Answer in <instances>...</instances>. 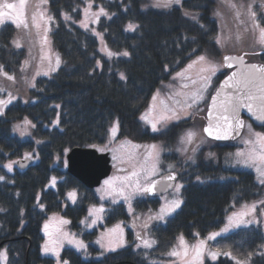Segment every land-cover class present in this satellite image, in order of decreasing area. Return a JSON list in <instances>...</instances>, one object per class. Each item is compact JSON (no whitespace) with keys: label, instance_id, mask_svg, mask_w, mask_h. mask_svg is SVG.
<instances>
[{"label":"trees","instance_id":"trees-1","mask_svg":"<svg viewBox=\"0 0 264 264\" xmlns=\"http://www.w3.org/2000/svg\"><path fill=\"white\" fill-rule=\"evenodd\" d=\"M96 2L111 15L101 17L97 23L107 46L129 54L105 58L98 52L97 39L91 31L71 22L80 18L83 0H49V11L55 22L51 41L63 63L50 77L37 78L30 90L32 102L16 101L1 109L0 249L6 248V264H54L52 257L42 256L40 251L42 222L52 213L62 214L68 220V228L86 245L85 255L72 247H63L60 257L66 264H150L142 251L134 250L131 243L105 253L94 244L97 229L86 230L80 221L90 205L101 201L94 189L85 187L66 171L65 154L76 146L103 143L114 120L118 123L119 138L163 142L166 146L175 143V137L191 125L190 119L152 132L140 116L157 87L194 55L209 52L214 57L219 56L215 45L217 24L211 16L214 1L182 0L183 8L199 12L200 22L186 17L182 7L143 10V0ZM64 14L69 20L63 18ZM128 23L136 25L133 31L125 30ZM13 32L10 23L0 29V65L16 72L24 50L10 47ZM262 56L264 58V54ZM120 72L124 78L119 77ZM224 73L217 74L215 83ZM208 99L209 96L204 108ZM23 117L34 123L33 136L41 141L39 144L11 134V124ZM214 147L220 153L222 148L234 145L226 142ZM34 148L39 157L37 162L32 161L21 170L15 166L12 173L5 170L2 164L6 160L22 158L26 151ZM186 165L187 168L182 161H175L177 179L183 182V201L164 224L152 227L155 245L147 251L149 256L170 250L179 234L192 240L219 228L230 211L262 193V187L249 171L228 170L220 162L203 160ZM223 176L225 178L221 179ZM52 177L55 186L46 188ZM70 190L77 193L73 204L66 199ZM157 200V197L138 198L133 204L135 210L143 211L156 208ZM39 204L43 208H39ZM127 219L124 204L117 203L105 210L101 226ZM127 234L131 242V233L127 231ZM211 245L235 257H248L251 264H264L261 250L264 234L260 227H240L214 239ZM204 264L234 263L220 256L216 262Z\"/></svg>","mask_w":264,"mask_h":264},{"label":"rangeland","instance_id":"rangeland-1","mask_svg":"<svg viewBox=\"0 0 264 264\" xmlns=\"http://www.w3.org/2000/svg\"><path fill=\"white\" fill-rule=\"evenodd\" d=\"M213 1L211 16L217 24L215 45L219 56L214 57L209 52L194 55L184 66L172 72L169 80L163 81L157 87L148 107L140 116L144 125L152 132H158L172 123L186 119H190L191 125L175 137V143L166 146L163 142H134L119 138L118 123L114 120L106 140L91 145L99 152L109 154L112 171L94 188L101 202L90 205L80 223L86 230L97 229L94 244L102 253L121 249L131 243L134 250L142 251L150 264L213 263L220 256L230 258L234 264H251L248 257L239 258L228 251L220 252L211 245V241L240 227L257 226L264 234V130L255 129L253 125L246 123L241 136L233 141L234 147L225 150L222 148L219 153L214 147L219 142L206 138L202 127L205 100L212 94V88L215 89L219 83H215L217 74L225 68L223 57L246 53L248 62H264L260 54L264 51V0ZM175 6L182 7V0H143L141 7L143 10H168ZM181 9L186 17L200 22L197 10ZM80 11V18L71 22L81 29L91 31L97 39V50L102 56L110 59L129 54L126 50L116 52L107 46L97 23L101 17L108 18L111 15L100 3L96 0H83ZM63 18L69 20L65 14ZM8 23L14 27L10 47L24 50V57L16 72L7 71L0 65V112L16 101L32 102L34 99L30 96V90L34 88L37 78L50 77L63 63L51 41L55 22L49 11V0H0V29L3 24ZM135 26L134 23H128L125 30L133 31ZM97 67L101 68L99 61ZM118 75L124 78L123 73ZM33 127L32 120L23 117L11 124L10 132L23 140H34L37 145L41 141L34 138ZM22 158L37 162V149L26 151ZM201 160L212 161L214 164L220 162L228 170L251 172L262 187V193L230 211L219 228L192 240L179 234L170 250L162 255L149 256L147 251L155 245L152 227L164 224L180 208L183 201V182L175 180L172 187L152 196L147 194L149 183L156 178L167 179L174 176L178 171L175 161H182L187 168L186 164H195ZM15 161L16 159H8L2 165L7 172L12 173ZM223 178L225 177H221ZM51 186H55L54 177L46 188ZM148 197H157V207L135 210L134 200ZM76 198L75 190L67 192L66 199L70 204ZM117 203L124 204L128 219L102 227L105 210ZM38 206L43 208L41 204ZM56 216L66 220L60 213H52L46 217L41 226L43 241L40 251L42 256L52 257L54 264H66L60 257L61 252L57 257L55 255L59 243L60 248L74 246L72 248L84 255L86 246L72 230L68 232L70 231L76 243L72 239H62V233H59L62 238L54 237V232L63 226L52 220ZM50 222L54 223L53 228L48 225ZM127 231L131 233V242ZM261 250L264 252V245ZM6 262V248H1L0 264Z\"/></svg>","mask_w":264,"mask_h":264},{"label":"water","instance_id":"water-1","mask_svg":"<svg viewBox=\"0 0 264 264\" xmlns=\"http://www.w3.org/2000/svg\"><path fill=\"white\" fill-rule=\"evenodd\" d=\"M246 53L223 57L226 74L219 81L204 108L202 133L216 142L237 140L246 121L264 128V62H248ZM261 56L264 51H261ZM66 171L85 187L94 189L112 171L107 152L93 147H73L65 154ZM29 158L16 160L15 166L24 169ZM176 176L154 179L147 187L148 195H159L173 186Z\"/></svg>","mask_w":264,"mask_h":264},{"label":"crops","instance_id":"crops-1","mask_svg":"<svg viewBox=\"0 0 264 264\" xmlns=\"http://www.w3.org/2000/svg\"><path fill=\"white\" fill-rule=\"evenodd\" d=\"M52 220L55 223H59V225H63L59 230H57V231L54 232V237H56V238L57 237H61V235L59 233H62V235H63V238L61 237L62 239L66 240V241H69L70 239H72L73 242L76 243L74 241V239L71 237L72 235H70V233H69L70 231L68 232L69 229H68V221L67 220H64V219H62L60 217H57V216L56 217H53ZM48 225L52 226V228H53L54 223L53 222H50V223H48ZM55 244H56V242H55ZM67 245L72 246L70 244H67ZM72 247H74V246H72ZM62 248H63V246L60 248V243H59L58 246L56 247V252H55L56 257L61 252Z\"/></svg>","mask_w":264,"mask_h":264}]
</instances>
